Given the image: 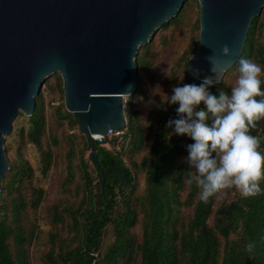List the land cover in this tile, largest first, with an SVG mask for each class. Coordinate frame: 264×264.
I'll return each instance as SVG.
<instances>
[{
  "label": "trees",
  "instance_id": "1",
  "mask_svg": "<svg viewBox=\"0 0 264 264\" xmlns=\"http://www.w3.org/2000/svg\"><path fill=\"white\" fill-rule=\"evenodd\" d=\"M182 34L186 41L180 46ZM198 45L199 5L187 0L139 47L134 92L123 101L124 134L93 141L99 168L87 137L65 109L60 74L50 77L60 104L47 116L39 92L32 114L19 112L27 125L18 126L16 119L5 138L0 264H264V180L255 197L245 198L232 187L203 203L200 187L186 182L195 175L185 159L186 145L194 141L167 127L169 118H178V104L168 102L173 88L201 82L188 72ZM163 54L174 57L159 87L168 95L150 106L152 71ZM241 57L261 66L264 90V10L251 20ZM239 59L210 87L212 94H230L233 84L226 76H239ZM256 123L249 134L259 138L264 154V119ZM27 143L38 153L35 170L23 156ZM108 166L122 170L126 183L105 171ZM249 243L252 252L245 250Z\"/></svg>",
  "mask_w": 264,
  "mask_h": 264
},
{
  "label": "water",
  "instance_id": "2",
  "mask_svg": "<svg viewBox=\"0 0 264 264\" xmlns=\"http://www.w3.org/2000/svg\"><path fill=\"white\" fill-rule=\"evenodd\" d=\"M186 1L0 0V181L8 169L4 142L15 118L32 114L43 82L56 72L65 109L87 137L99 168L93 137L125 127L123 101L134 92L139 47ZM196 1L199 45L188 72L195 68L198 80H220L239 59L264 0ZM223 45L229 56L222 55ZM105 171L126 183L118 167Z\"/></svg>",
  "mask_w": 264,
  "mask_h": 264
},
{
  "label": "clouds",
  "instance_id": "3",
  "mask_svg": "<svg viewBox=\"0 0 264 264\" xmlns=\"http://www.w3.org/2000/svg\"><path fill=\"white\" fill-rule=\"evenodd\" d=\"M221 53L231 54L228 45L222 46ZM261 74V66L241 57L239 77L230 94L224 91L212 94L209 89L219 83V78L205 76L199 84L174 87L168 97L170 104H178L175 109L178 118H169L167 127L194 141L186 145L185 159L195 175L186 182L189 185L195 182L200 187V200L205 204L214 194L232 187L245 198L261 194L264 154L258 151L259 138L249 134L250 129L256 128V122L264 119ZM192 75L199 78V70L193 68ZM253 249L252 243L246 245V251Z\"/></svg>",
  "mask_w": 264,
  "mask_h": 264
},
{
  "label": "rangeland",
  "instance_id": "4",
  "mask_svg": "<svg viewBox=\"0 0 264 264\" xmlns=\"http://www.w3.org/2000/svg\"><path fill=\"white\" fill-rule=\"evenodd\" d=\"M192 13H193L192 14V20L196 19L197 7H195V6L193 7ZM182 33H184V29L182 30ZM181 39H182V42L180 43V46H183L185 44L186 37L182 34V38ZM173 58L174 57L173 56H169V54H163V55H160L158 57L157 61H156V64H155L156 69L154 71H152L153 72V76H154L153 80H152V84H153L152 87H153L154 91L152 92V95H151L152 102L149 103L150 106H152L155 103H157V101L159 99H166V96L168 95V93H167L168 90L159 89V87L162 86V84H164V80H165V76H166L165 74H166L167 70L170 68L171 64L173 63L172 62ZM50 77L47 78L43 82L41 90H40L42 99L44 100V111H45V114L47 116L50 115L51 111L53 110V108L55 106L60 104V100H59V95L60 94H59V92L58 91H54V90L52 91L50 89V87H49V83H50V80H51ZM238 77L239 76L236 75V72H231V73H229V75L226 76V79H227V82H232L233 87H234L236 85ZM147 106H149V105H147ZM16 119L19 122L18 126H20L21 123L24 126L27 125V123L20 117V113L15 118V120ZM23 151H24V155L23 156H25L31 162V164H32V166H33V168L35 170L37 159H38V153H37V150H36L35 146L33 144H31V143H27L25 148H23ZM11 152H12L13 156H16V153H15L14 149H12ZM88 154L89 153L87 151L85 153V158H86V160H87V162L89 164V169L91 171L92 177L95 178V172H94V169H93V165L91 164V161L89 159ZM53 193H56L55 190H53ZM41 227L44 230L48 229V225L45 224L44 222H41Z\"/></svg>",
  "mask_w": 264,
  "mask_h": 264
},
{
  "label": "built area",
  "instance_id": "5",
  "mask_svg": "<svg viewBox=\"0 0 264 264\" xmlns=\"http://www.w3.org/2000/svg\"><path fill=\"white\" fill-rule=\"evenodd\" d=\"M42 87V86H41ZM41 90V89H40ZM124 134V129L121 128V129H108L107 131V134L105 136H102V135H97V136H94L93 139H102V138H117V137H122ZM108 147L109 148H112V145L111 144H108ZM121 158L123 160H125V152L122 151V153L120 154Z\"/></svg>",
  "mask_w": 264,
  "mask_h": 264
}]
</instances>
